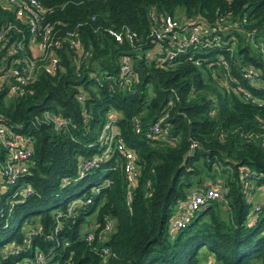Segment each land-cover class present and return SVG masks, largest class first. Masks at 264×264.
Masks as SVG:
<instances>
[{"label": "trees", "instance_id": "1", "mask_svg": "<svg viewBox=\"0 0 264 264\" xmlns=\"http://www.w3.org/2000/svg\"><path fill=\"white\" fill-rule=\"evenodd\" d=\"M38 1L47 9L42 24L52 25L49 36L66 38L52 47L53 72L38 60L22 94L0 91L1 120L29 136L33 148L27 171L16 183L0 186V248H19L2 252L0 264L25 258L31 264L36 250L45 264H99L102 246L108 248L102 264H201L203 248L218 264H264V207L251 221L247 214L254 187L264 191V146L255 136L264 133V0ZM153 13L213 27L159 63L141 53L155 43ZM219 18L229 21L217 26ZM0 22L21 28L23 50L30 52L28 27L11 7L0 4ZM125 27L135 33L132 41L118 42L109 33ZM67 31L76 33L84 55L68 44ZM8 34L20 38L14 28ZM124 54L131 58L129 87L119 79ZM248 67L258 72L252 82L242 75ZM44 110L67 118L66 126L57 130L36 120ZM112 110L138 169L129 193L115 150L76 178L79 160L99 151L97 134ZM160 117L166 133L147 138ZM191 143L194 151L175 171ZM242 168L252 177H241ZM25 183L31 191L22 197ZM92 183L98 191L90 203L63 215L73 197L92 192ZM207 186L222 188V198L207 199L169 231L175 205ZM107 219L112 229L106 240L87 241L86 224L91 222L96 236ZM30 229L37 231L28 235Z\"/></svg>", "mask_w": 264, "mask_h": 264}, {"label": "built area", "instance_id": "2", "mask_svg": "<svg viewBox=\"0 0 264 264\" xmlns=\"http://www.w3.org/2000/svg\"><path fill=\"white\" fill-rule=\"evenodd\" d=\"M2 6L11 7L14 12V16L22 23H25L30 32L28 36L30 44V52L23 50V31L19 27L13 26L11 22H0V91L6 88L9 95L19 96L24 90V85L33 79L35 70L38 65V60H45V69L48 72H53L57 64V56L53 53V45L59 42V39L66 38L64 36L53 37L49 36V32L52 29V25L49 22L42 24V19L47 11L38 0H0ZM152 25L150 29V37L155 41L154 45L150 48L144 49L141 53L146 54L163 63L164 61H171L176 54L182 52L186 47L193 43H197L205 35L210 34L211 26L206 24H199L190 22L187 20L176 19L169 14H155L152 16ZM229 21L223 18H219L215 21V25L219 26L222 22ZM14 28L20 33V38L10 40L8 30ZM109 33L113 36L114 40L120 42L123 37H126L128 41H132L135 33L128 28L121 30H109ZM68 44L76 49L78 56L84 55L85 51L81 41L76 36V33L67 31ZM211 41H216L217 36L211 35ZM10 40V41H9ZM33 47V48H31ZM218 57L222 56L218 54ZM119 79L123 87H129L131 82V58L127 54H124L120 58L118 65ZM242 75L248 81L252 82L258 76L257 70L248 67L243 70ZM133 92L132 89H130ZM245 92V91H244ZM248 96V93L245 92ZM80 99L81 97L78 96ZM36 120H41L47 123H51L54 129H60L67 124V118L54 115L53 112L44 110L35 115ZM160 117L154 121L146 132L147 138L157 137L166 133V128L162 127ZM116 117L108 116L103 121L96 138V144L99 147L97 153L92 154L89 157H83L79 160L76 178L83 176L89 172L97 164L100 159H106L111 151H117L121 154L122 167L125 173V181L128 187V193L134 186L137 176V166L134 163V155L132 151L127 148L118 135V130L115 126ZM138 129L137 125L135 126ZM252 134L248 133L247 137H251ZM256 137L260 138L261 145L264 146V133L261 135L256 134ZM190 147H194V143L190 144ZM32 141L29 136L16 132L12 127L3 122L0 118V186L7 187L17 181L19 174L27 171L26 162L32 154ZM252 177L246 169H241V177ZM63 182H67V179H62ZM106 182V181H105ZM31 191L30 185L25 183L19 190L22 197L28 195ZM98 191V186H94L93 191L86 196H75L67 204L66 213L67 216L71 209L76 206H83L90 203L92 194ZM224 190L222 188L207 186L203 190L192 189L188 197L179 202L177 213L172 217L170 226L172 229H176L186 222L192 212L203 204L209 198L221 199ZM16 193V192H15ZM264 207V196L255 199L249 210L248 217L251 221L254 215ZM56 212V211H55ZM60 212L57 211V214ZM112 224L110 220H105L101 229L97 231L94 236L93 227L90 226L85 232V239L90 241L96 239L97 241H105L107 234L111 231ZM37 230L30 229L29 234H34ZM19 251V248L13 244H5L0 248L1 253L14 254ZM108 252L106 246H102L98 254L100 255L102 264L103 258ZM28 263V260L22 259L19 264ZM31 264H45L44 255L41 251L36 250L31 260ZM57 264V263H52Z\"/></svg>", "mask_w": 264, "mask_h": 264}, {"label": "crops", "instance_id": "3", "mask_svg": "<svg viewBox=\"0 0 264 264\" xmlns=\"http://www.w3.org/2000/svg\"><path fill=\"white\" fill-rule=\"evenodd\" d=\"M31 48H33V47H31ZM110 116L116 117V116H117V113L114 112V111L112 110V111H110ZM263 196H264V191L261 190V188H260L259 186L254 187L253 192L251 193V195H249V197L252 198V200H251L252 202H253L255 199H259V198H261V197H263ZM181 202H182V201H181ZM181 202H180V203H181ZM178 205H179V203H177V204L175 205V208H174V211H173V216L177 213V209H178V207H179ZM171 222H172V219H171L170 222H169V231L173 230V229H172V226H170V223H171ZM203 252L205 253V257H206V259H205L203 262H201V264H218V263H216V261L214 260V256H213L212 253H210V252H206L204 248H203Z\"/></svg>", "mask_w": 264, "mask_h": 264}, {"label": "rangeland", "instance_id": "4", "mask_svg": "<svg viewBox=\"0 0 264 264\" xmlns=\"http://www.w3.org/2000/svg\"><path fill=\"white\" fill-rule=\"evenodd\" d=\"M175 18H177V19H182L181 17H180V15H175L174 16ZM84 185V184H83ZM80 186L81 185H78V186H76L75 188H80ZM94 186H95V184H91V189H90V191H93V188H94ZM88 219H89V221H91V219H92V215L91 216H89L88 217ZM91 226V222H88V225L86 224V229H88L89 227ZM2 238V236L0 235V239ZM255 264H260V261H257V260H255V262H254ZM52 264V263H51Z\"/></svg>", "mask_w": 264, "mask_h": 264}, {"label": "water", "instance_id": "5", "mask_svg": "<svg viewBox=\"0 0 264 264\" xmlns=\"http://www.w3.org/2000/svg\"><path fill=\"white\" fill-rule=\"evenodd\" d=\"M194 151V147H190L188 150H186L183 155H182V161L181 163L178 165V167L175 168V171L178 170V168L184 163L186 157L188 154H191Z\"/></svg>", "mask_w": 264, "mask_h": 264}]
</instances>
